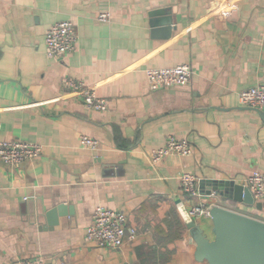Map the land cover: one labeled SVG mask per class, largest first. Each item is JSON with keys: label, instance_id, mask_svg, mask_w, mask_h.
<instances>
[{"label": "crops", "instance_id": "crops-1", "mask_svg": "<svg viewBox=\"0 0 264 264\" xmlns=\"http://www.w3.org/2000/svg\"><path fill=\"white\" fill-rule=\"evenodd\" d=\"M155 9L173 18L169 37L153 34ZM61 20L75 23L76 48L50 56L45 34ZM185 62L189 84L150 88L146 68ZM64 76L95 87L108 108L87 106ZM260 82L264 0H0L2 137L43 144L19 165L0 159V264H208L187 223L212 235L211 216L191 219L189 208L203 200L264 220V200L244 205L199 185L192 197L181 176L243 183L264 172V115L240 100ZM82 134L99 147L83 146ZM169 135L189 139L193 153L154 161ZM59 204L68 213L50 226L46 211ZM98 205L128 215L135 235L121 248L87 238Z\"/></svg>", "mask_w": 264, "mask_h": 264}, {"label": "built area", "instance_id": "built-area-1", "mask_svg": "<svg viewBox=\"0 0 264 264\" xmlns=\"http://www.w3.org/2000/svg\"><path fill=\"white\" fill-rule=\"evenodd\" d=\"M99 19L106 21L108 13H101ZM45 42L50 56H57L72 52L76 48V26L72 20H61L53 23L46 31ZM193 66L189 63H178L168 67L146 68L147 79L151 89L163 87L181 86L189 84L193 77ZM63 84L81 96L83 102L96 110H106L108 101L99 95L92 85L82 79L68 76L62 78ZM242 105L259 109L264 112V82L244 89L240 93ZM81 144L91 149H97L100 142L97 138L82 134ZM43 144L21 139H6L2 137V123L0 122V159L8 164L19 165L26 159H34L42 154ZM194 148L187 138H178L169 135L164 146L154 149L151 158L156 161L168 154L177 153L190 155ZM198 178L191 173H183L181 176L184 191L198 197ZM252 191L256 200H264V172L254 171L243 182ZM211 204L201 200L193 204L188 211L190 218L210 215ZM127 235L134 237L135 230L129 229L128 215L104 205H98L92 215V220L86 229L88 239L98 246L117 249L121 248ZM17 264H68L66 261H48L39 256L21 258Z\"/></svg>", "mask_w": 264, "mask_h": 264}, {"label": "water", "instance_id": "water-1", "mask_svg": "<svg viewBox=\"0 0 264 264\" xmlns=\"http://www.w3.org/2000/svg\"><path fill=\"white\" fill-rule=\"evenodd\" d=\"M161 14L164 15L160 9L150 11L153 34L169 37L177 27L171 16ZM261 113L264 115L263 111ZM198 185L202 195L215 193L244 205L260 206L250 188L235 179L202 178ZM63 209L65 205L59 204L46 211L50 226L59 222L60 215L68 213H63ZM210 216L212 235L195 220L187 223L196 242L197 260L208 264H264V220L217 203L211 206Z\"/></svg>", "mask_w": 264, "mask_h": 264}]
</instances>
